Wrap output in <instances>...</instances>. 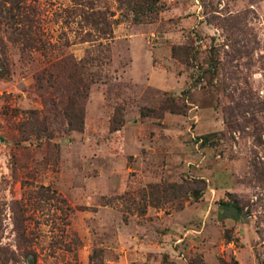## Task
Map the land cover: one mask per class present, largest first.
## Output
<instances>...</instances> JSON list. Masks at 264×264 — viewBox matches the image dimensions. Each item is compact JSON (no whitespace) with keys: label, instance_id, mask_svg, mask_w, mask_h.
Listing matches in <instances>:
<instances>
[{"label":"rangeland","instance_id":"obj_1","mask_svg":"<svg viewBox=\"0 0 264 264\" xmlns=\"http://www.w3.org/2000/svg\"><path fill=\"white\" fill-rule=\"evenodd\" d=\"M24 2L38 48L0 30V247L19 202L18 264H264V0Z\"/></svg>","mask_w":264,"mask_h":264},{"label":"trees","instance_id":"obj_2","mask_svg":"<svg viewBox=\"0 0 264 264\" xmlns=\"http://www.w3.org/2000/svg\"><path fill=\"white\" fill-rule=\"evenodd\" d=\"M24 3V0H0V30L4 29L10 40L13 43L21 44L23 50H26L27 48L30 50L37 49L38 41L34 34V28L31 26L32 24H28L31 19L25 12L26 6ZM177 53L178 52L174 50L175 57L177 56ZM190 53H192L190 48L185 49V56L187 57L185 58L181 55L183 58L181 60L186 61L187 59H190ZM69 68L70 71L67 69L69 72L68 78L73 82V88L76 91L74 92L76 95L85 93L88 90V84H86L83 78L79 76V66L70 63ZM73 107L74 104L68 100L64 110L69 112L70 110H73ZM180 111H182V109ZM80 114L77 112L73 115L70 123V125L73 128L75 127V130L78 131H81L83 128V123L79 117ZM202 138L206 140L208 136L201 137V139ZM19 205H21L19 202H15L13 206V212L15 215L14 226L17 234L16 250H9L0 247V264H9L10 262H12V264H18L20 262V258L27 260L29 258L31 259V257H36V252L33 251L35 239L30 236L28 226L25 223L26 219H23L22 215L19 216V213L21 212ZM222 206V210L224 212L222 215L224 217H230L231 215L229 214L232 211V208H234L233 204L223 203Z\"/></svg>","mask_w":264,"mask_h":264}]
</instances>
